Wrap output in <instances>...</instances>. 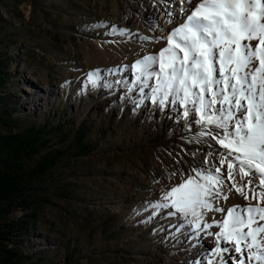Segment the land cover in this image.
<instances>
[{
	"label": "rangeland",
	"instance_id": "1",
	"mask_svg": "<svg viewBox=\"0 0 264 264\" xmlns=\"http://www.w3.org/2000/svg\"><path fill=\"white\" fill-rule=\"evenodd\" d=\"M150 1L0 0V77L7 82L0 87V140L30 128L45 133L22 166L29 208L11 215H36L9 244L25 264H206L216 247L205 233L197 240L179 217L153 216L149 204L193 168L210 166L205 153L224 149L196 139L191 119L150 101L137 107L138 92L113 83L132 82L135 60L164 46L138 38L156 36ZM95 70L102 79L93 88L87 73ZM243 199L232 190L218 201L225 213L207 217L220 220ZM234 255L224 258L233 264Z\"/></svg>",
	"mask_w": 264,
	"mask_h": 264
},
{
	"label": "snow or ice",
	"instance_id": "2",
	"mask_svg": "<svg viewBox=\"0 0 264 264\" xmlns=\"http://www.w3.org/2000/svg\"><path fill=\"white\" fill-rule=\"evenodd\" d=\"M160 3L172 23L174 13L166 0ZM180 4L191 7H180V19L167 35L138 37L144 42L162 40L164 46L135 60L132 82L113 83L124 85L129 93L137 91V107L150 101L161 111L167 108L191 119L199 129L196 139L210 138L224 151L205 153L204 164L210 166L193 168L194 175L170 187L149 207L153 216L165 211L182 219L197 240L201 233L214 237L216 247L205 256L206 264H229L224 258L229 252L235 254L229 257L233 264H264V0ZM157 26L150 24L149 31ZM101 79L99 70L87 73L93 88L101 86ZM213 155L218 163L210 159ZM245 176L249 179L242 183ZM232 190L247 203L228 208L220 220H209L208 212L225 213L218 201H226ZM214 226L217 232L208 231Z\"/></svg>",
	"mask_w": 264,
	"mask_h": 264
},
{
	"label": "trees",
	"instance_id": "3",
	"mask_svg": "<svg viewBox=\"0 0 264 264\" xmlns=\"http://www.w3.org/2000/svg\"><path fill=\"white\" fill-rule=\"evenodd\" d=\"M6 80L0 77V87L6 85ZM45 133L37 128L26 132L2 137L0 140V201L12 200L6 207L0 206V264H25L20 260L19 252L10 248L9 244L15 236L27 232L29 223L35 214L13 217L12 209L29 208L26 205L30 197V186L24 182L22 174L23 162L31 159L43 145Z\"/></svg>",
	"mask_w": 264,
	"mask_h": 264
},
{
	"label": "bare ground",
	"instance_id": "4",
	"mask_svg": "<svg viewBox=\"0 0 264 264\" xmlns=\"http://www.w3.org/2000/svg\"><path fill=\"white\" fill-rule=\"evenodd\" d=\"M195 2V0H193ZM167 7L169 11H172L174 15L172 16V23L168 22V17L165 14V5L160 3V0H151L149 2L148 6V18H149V23L150 24H157L158 26L156 27V30L150 31L152 34L156 36H162L166 35L174 26L175 24L179 21L180 16H179V9L181 6L184 8H189L191 5L189 4H180V0H166ZM163 5V6H162ZM178 8V9H177ZM175 10V11H173ZM247 202L243 199L242 204L245 205ZM252 203H255L254 201Z\"/></svg>",
	"mask_w": 264,
	"mask_h": 264
}]
</instances>
